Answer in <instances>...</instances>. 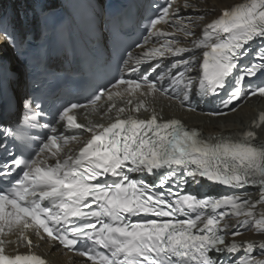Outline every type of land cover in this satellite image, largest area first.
Wrapping results in <instances>:
<instances>
[{
    "label": "snow or ice",
    "instance_id": "6c2138e0",
    "mask_svg": "<svg viewBox=\"0 0 264 264\" xmlns=\"http://www.w3.org/2000/svg\"><path fill=\"white\" fill-rule=\"evenodd\" d=\"M24 4L14 17L0 15V96L9 91L13 99L19 96L28 124L43 118L37 93L49 77L75 81L101 43L109 59L113 54L118 59L108 85H96L85 104L62 106L55 124L43 123L50 135L33 156L50 153L57 158L54 166L42 167V160L25 158L26 129L20 122L5 127L0 117V264H46L35 254L6 253L13 243L8 233L17 236V244L32 245L24 234L29 228L39 240L86 257L85 264H264V241L235 239L253 227L264 234V213L255 219L251 210L264 203V146L251 142L252 131L238 139L203 137L198 129H187L178 119L164 121L155 113L148 119L118 116L99 130L88 128L91 138L76 156L63 160L58 158L60 141L68 144L77 137L57 134L62 122L82 128L74 110L96 106L105 94L111 100L110 89L120 86L131 93H166L158 82L167 78L178 89L175 98L181 105L190 107L194 96L219 99V108L210 113L216 116L227 115L220 109L235 112L246 97H264V85L252 83L258 74L264 75V0L225 7L204 26L203 39L195 38L197 18L207 14L203 0L152 2L155 15L140 24L148 35L127 47L135 0H120L119 7L112 0ZM160 25L174 31L164 33ZM177 32L193 38V47L169 38ZM152 37L157 45L143 50ZM136 49L142 52L134 55ZM196 49H203L202 62ZM250 54L252 60L245 63ZM54 55L62 58V68H53ZM165 58L171 59L162 70ZM201 180L231 192L202 198L181 194L189 182ZM252 188L259 191L255 203L242 200ZM241 215L245 219L231 231L228 224L221 226L226 217ZM82 241L86 246L77 247Z\"/></svg>",
    "mask_w": 264,
    "mask_h": 264
},
{
    "label": "bare ground",
    "instance_id": "6f19581e",
    "mask_svg": "<svg viewBox=\"0 0 264 264\" xmlns=\"http://www.w3.org/2000/svg\"><path fill=\"white\" fill-rule=\"evenodd\" d=\"M241 1L243 0H203L202 7L206 10L207 14L205 15L203 20H199L197 18L198 26L204 27L208 22H211V20L216 18L222 9H224L225 7L233 6L234 4ZM177 108L178 107H175V109ZM261 108H264L263 101L261 104ZM176 112H178L181 116L186 118V120L191 125H201L208 132H213V133L231 132L239 129L241 130L257 114L256 105L247 104L243 106L236 113L217 118L211 123H209L207 117H203L201 115L193 114V113L189 114L185 111H182L180 108L179 111ZM259 132L261 137L264 138V126L259 130ZM78 148H80V146ZM77 151L78 149L75 150V152ZM258 197H259V193L253 194V199H257ZM256 219L258 218L256 217ZM251 238L264 239V235L252 236L250 234L246 237H242V239H251ZM48 247H49L48 245H45L40 248V251L43 253V255L48 257L54 264H66L64 260L65 259L64 256H62L55 248H50L48 250ZM74 264H80V263L76 261Z\"/></svg>",
    "mask_w": 264,
    "mask_h": 264
}]
</instances>
